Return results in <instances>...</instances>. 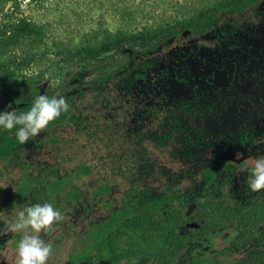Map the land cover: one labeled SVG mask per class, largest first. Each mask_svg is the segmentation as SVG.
Segmentation results:
<instances>
[{"label": "rangeland", "instance_id": "374dc122", "mask_svg": "<svg viewBox=\"0 0 264 264\" xmlns=\"http://www.w3.org/2000/svg\"><path fill=\"white\" fill-rule=\"evenodd\" d=\"M230 1L8 2L0 18L9 13L14 19L37 25L35 40L28 38L12 52L24 58L23 73L37 78L42 74L40 85L44 90L49 87L50 97L70 96L72 101H67L65 119L17 144L7 158L0 157V228L18 209L52 203L62 219L39 233L52 245L47 264H252L263 255L264 232L253 234L248 228L261 217L253 207L241 212L245 225L224 251L201 252L195 248L198 244L192 247L187 243L200 229L221 230L227 214L219 201L232 198L234 207L236 202L252 201L257 193L264 195V189L252 191L247 187L252 159L264 156V132L254 138L253 144L232 147L230 154L219 160L221 163L216 160L212 168H205L212 153L205 141L230 136L241 119H250L255 126L253 121L259 120L261 113L250 106L262 96L255 90L248 96L245 92L244 99L213 115L198 112L201 101L194 104V110L185 106L183 113L178 111L185 107L176 105L194 95L181 73L191 70L190 75L202 78L204 85L207 69L230 58L215 38H206L205 30L195 26L183 29L182 25L207 9H217L216 23L228 15L253 23L260 12L254 10L253 3L264 0H249L235 11L224 8ZM172 28L178 33L154 39L153 35ZM122 33L137 36L138 41L133 46L128 43L116 47L114 42ZM243 43L249 53L255 54L257 46L249 40ZM151 45L155 46L149 48ZM86 47L105 58L96 61L76 55L64 61L68 51ZM206 50L216 57L215 64L205 60ZM146 59H151V66H144ZM140 70L144 78H134ZM15 107L0 91V110L12 111ZM185 117L200 133L189 148L183 143L186 138H181L185 133L171 126ZM213 183L218 184L216 188ZM130 189H147L149 199L166 198L161 210L174 220L161 219L155 210L150 216L125 218L99 237L116 210L131 207ZM203 211L207 216L197 218ZM173 227L180 232H173ZM20 236L0 229V264H16ZM181 243L185 246L179 248Z\"/></svg>", "mask_w": 264, "mask_h": 264}, {"label": "flooded vegetation", "instance_id": "af4514ba", "mask_svg": "<svg viewBox=\"0 0 264 264\" xmlns=\"http://www.w3.org/2000/svg\"><path fill=\"white\" fill-rule=\"evenodd\" d=\"M253 4L254 10L260 11L257 14V19L253 23L251 21H240L237 16L228 15L224 17L223 20L219 23L202 27V30H205L204 35L206 36V38H215V42L220 47V50L230 57H225L224 61L220 60L219 62L221 63L218 62L216 65H214V67H216L217 69H213L214 67L207 69L204 74V79L206 80L204 85H202V83L200 82L202 78L196 79L194 74L190 75L189 71L191 70H186L184 73H181V76L184 77L185 81L187 80V88L189 87V91H192L194 95L193 97H191V100L184 101L182 103L177 102L176 105H181L183 107L187 106V108L191 107L194 110V108H196L194 104L198 101H201L203 105L201 106L200 110L198 109V112H201L203 115H213L218 110L220 112H225L227 107L233 104H237V101L241 100V98L244 99L245 92H247L246 95L248 96V94L251 93L252 90H255L257 91V94L259 96H262L261 100L256 101L255 99V103L251 102L250 106L252 107V109L257 110V114L259 112L261 113L259 115V120L253 121L255 123V126L252 125V120L241 119V121L237 123V127L234 129L230 136H222L223 139H221L220 136L218 139L214 138L213 141H205V144L209 143L208 146L211 147L212 152L209 159L205 161V168H212L214 163L213 161L216 160H218V163H221L219 162V160L223 156L229 155L232 147L243 148L248 144H253L254 138L264 132V1H260L259 4ZM229 21L234 24H230ZM220 27L224 29L226 33L225 35H222L220 33ZM190 28H188V30ZM243 40H249L255 47L257 46L255 54L249 53L247 46L243 43ZM200 53L201 52H199V55ZM175 54L179 56L183 55L182 52H176ZM204 55L206 61L212 60V62L214 63V59H216V57H214L210 50H206ZM184 58L186 59V57ZM227 59H229V61H227ZM176 76L178 78L180 77L179 75ZM136 78H144V75L138 76ZM181 79L179 78V80ZM133 82H135V80ZM41 86L42 85H40L39 87ZM44 92V88L43 92H41L40 89V95H44ZM253 96L252 98L254 99ZM187 108L185 107L184 109L178 112L183 113V111L187 110ZM252 109V114H254V110ZM181 116H184V114L180 115L178 118H180ZM190 123L191 119L189 117H185L183 121L178 122L177 120H175L174 124L171 125L173 127L178 126V128H174L176 131L180 129L182 133H185V136L181 138H186L183 143L188 148L192 144V140L199 138L200 134L198 132L199 129H197L196 127H192ZM166 135L169 136L170 132H167ZM217 185L218 184L215 183L211 184V186L214 188H216ZM142 191L148 190L144 189ZM260 196L261 195L257 193L254 195V199L252 201H249L248 203L236 202V205H234V207L232 206L235 200H233L232 198L225 200L227 205H225L224 201L223 203L219 201V204H222L223 211L227 214L226 218L224 219V226L221 227L220 231H207L206 229H204L203 231V229H200V232L196 237H191L188 240V245L193 247L194 245L198 244L197 246H195V248H197V251L201 252L211 253L212 251H224L227 246H230L229 244H231L235 237H237L238 233L240 232L239 228L242 229L243 224L245 225V223L243 222H246V219L244 221L241 220V212L246 209L248 210L251 207H253L255 213H259V215H261L260 219L262 220L254 219L256 221L254 222V224L252 222L248 226V228H252V231H254L253 234L255 232L257 234V230H259L258 234L263 233L264 195L263 197ZM228 212H230V214ZM198 215L201 218L205 217L207 216V211H203L202 214H197V218L199 217ZM182 216H184V218L187 216L186 210L184 212V215ZM194 216L195 215L192 214L190 217L193 218ZM161 219L166 220L165 218ZM173 220L174 218L172 216L170 218V221L172 222ZM261 224L262 226H260ZM173 228V232H180L176 227ZM233 228H235L234 231H229ZM219 241L223 244H221L222 246L218 245ZM182 246L185 245L181 243L179 248H182ZM262 251H264V249Z\"/></svg>", "mask_w": 264, "mask_h": 264}, {"label": "trees", "instance_id": "16d2710c", "mask_svg": "<svg viewBox=\"0 0 264 264\" xmlns=\"http://www.w3.org/2000/svg\"><path fill=\"white\" fill-rule=\"evenodd\" d=\"M13 0H0V11H3L4 6ZM249 0H231L227 6L224 8L227 10H235L241 5H245ZM217 9H207L201 12L197 18L191 20L186 25H182L183 29H188L192 26L202 29L204 26H209L216 24L215 14ZM2 16V15H1ZM230 24H234L229 21ZM222 35H225V31L220 27L219 29ZM37 25L32 21L23 18H12L9 13H3L0 18V91L5 94V96L10 97L16 107L13 109L17 114L21 112H26L30 109L35 101V98L40 95V84L42 74L37 77L27 75L23 73L24 68V58L17 57L13 54V49L20 47L21 43H24L28 38L29 41L33 42L35 39L33 35L37 34ZM178 33L177 29H167L165 32L153 35L155 40L162 38H169L170 36ZM138 41V37L134 35L123 34L117 37L114 45L117 47L123 46V44L135 45ZM155 45L148 46L153 48ZM94 48L86 47L85 50H77L76 52H67L65 55L66 62H69L74 56H81L91 58L96 61H100L105 58L99 51H94ZM23 52V51H21ZM178 54V53H177ZM151 59H146L144 66L149 67L152 64ZM138 68V66H137ZM143 71H138L134 73L133 77L143 76ZM45 95L50 97L52 95L49 87L45 88ZM51 98V97H50ZM66 101L70 103V96L65 97ZM72 101V100H71ZM68 111L63 112L60 117L49 123V125L57 123L58 121L65 119ZM11 133H15V129L12 132L0 129V157L7 158L13 148L19 144L15 135L10 136ZM58 181H56L57 183ZM129 196L131 198V207L128 209H118L116 210L110 221L105 225L103 233L99 237H103L106 233L112 230L113 227L117 225V222L124 220L126 217H139V216H150L152 212L158 210V214L169 220L170 217L164 214L162 209V201L164 198L154 197L149 199V194L147 191H142L139 189L130 190ZM110 235V234H109ZM107 238V237H106ZM252 264H263L262 255H259L254 259Z\"/></svg>", "mask_w": 264, "mask_h": 264}, {"label": "clouds", "instance_id": "9594fccd", "mask_svg": "<svg viewBox=\"0 0 264 264\" xmlns=\"http://www.w3.org/2000/svg\"><path fill=\"white\" fill-rule=\"evenodd\" d=\"M69 104L64 97L38 95L30 109L17 114L14 110H0V129L12 132L20 144H24L50 122L66 112ZM247 187L252 191L264 189V156L252 159ZM62 219V213L52 203H35L18 209L14 218L2 228L7 232L20 233L16 245V264H47L52 245L40 238L39 233L47 230L54 222Z\"/></svg>", "mask_w": 264, "mask_h": 264}, {"label": "water", "instance_id": "95a60500", "mask_svg": "<svg viewBox=\"0 0 264 264\" xmlns=\"http://www.w3.org/2000/svg\"><path fill=\"white\" fill-rule=\"evenodd\" d=\"M43 88H44V86L42 85V86L40 87L41 92H43ZM263 264H264V253H263Z\"/></svg>", "mask_w": 264, "mask_h": 264}]
</instances>
